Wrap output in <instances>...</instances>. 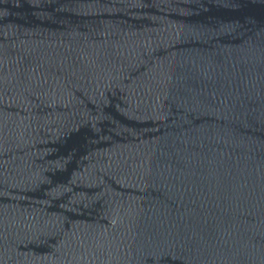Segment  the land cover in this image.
<instances>
[{
	"label": "water",
	"instance_id": "1",
	"mask_svg": "<svg viewBox=\"0 0 264 264\" xmlns=\"http://www.w3.org/2000/svg\"><path fill=\"white\" fill-rule=\"evenodd\" d=\"M0 264H264V0H0Z\"/></svg>",
	"mask_w": 264,
	"mask_h": 264
}]
</instances>
